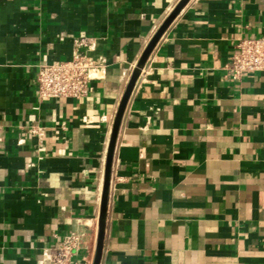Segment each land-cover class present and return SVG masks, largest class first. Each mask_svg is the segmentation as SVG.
Listing matches in <instances>:
<instances>
[{"label": "crops", "instance_id": "0c3cea01", "mask_svg": "<svg viewBox=\"0 0 264 264\" xmlns=\"http://www.w3.org/2000/svg\"><path fill=\"white\" fill-rule=\"evenodd\" d=\"M179 0H0V264H92L105 161L127 83ZM264 35V0H190L129 99L100 264H264V71L227 69ZM103 63L81 98L42 101L41 63ZM43 128V143L30 127Z\"/></svg>", "mask_w": 264, "mask_h": 264}, {"label": "built area", "instance_id": "2783aa9c", "mask_svg": "<svg viewBox=\"0 0 264 264\" xmlns=\"http://www.w3.org/2000/svg\"><path fill=\"white\" fill-rule=\"evenodd\" d=\"M103 63L76 49L69 60L41 63L36 73L37 96L40 100L55 98L81 99L90 91V81L103 69ZM227 69L234 79L254 71H264V35L242 37L236 43V51ZM30 132L43 143V128L34 125ZM83 245L82 237L75 231L68 233L56 252L44 255V261L52 264H70L72 253ZM44 264V263H40Z\"/></svg>", "mask_w": 264, "mask_h": 264}, {"label": "water", "instance_id": "95a60500", "mask_svg": "<svg viewBox=\"0 0 264 264\" xmlns=\"http://www.w3.org/2000/svg\"><path fill=\"white\" fill-rule=\"evenodd\" d=\"M189 1L190 0H179L177 5L170 12V14L166 17V19L163 21V23L161 24L159 29L156 31V33L153 35V37L147 44L146 48L144 49L141 57L137 61L135 68L133 69V72L127 83V86L123 93L119 107L117 109L115 119L113 122L110 140H109L106 161H105L104 182H103L100 213H99V220H98V231H97L92 264H100L101 259H102L115 148H116L118 135L120 132V128L122 125L123 117H124L129 99L134 90L136 82L139 76L141 75V72L143 71L153 50L155 49L161 37L167 31L169 26L172 24V22L175 20V18L179 15L181 10L185 7V5Z\"/></svg>", "mask_w": 264, "mask_h": 264}]
</instances>
